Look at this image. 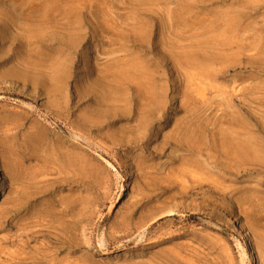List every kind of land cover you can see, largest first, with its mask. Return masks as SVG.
Here are the masks:
<instances>
[{
	"label": "rangeland",
	"instance_id": "1",
	"mask_svg": "<svg viewBox=\"0 0 264 264\" xmlns=\"http://www.w3.org/2000/svg\"><path fill=\"white\" fill-rule=\"evenodd\" d=\"M0 264H264V0H0Z\"/></svg>",
	"mask_w": 264,
	"mask_h": 264
},
{
	"label": "bare ground",
	"instance_id": "2",
	"mask_svg": "<svg viewBox=\"0 0 264 264\" xmlns=\"http://www.w3.org/2000/svg\"><path fill=\"white\" fill-rule=\"evenodd\" d=\"M152 105V104H151ZM150 106V105H149ZM92 119V118H91ZM90 118H89V120H91ZM203 134V133H202ZM206 135H202L201 136V138H200V143L197 145V150H198V156H203V154H204V147H205V142H206V137H205ZM46 140H47V136H46V132L44 131V130H37L36 131V133H33V135L29 138V142L27 143V146L31 149V150H34V152L36 153V155H37V153H38V156H37V158L38 159H41V157H40V152H42L40 149H41V147L43 146V144L46 142ZM188 140V139H187ZM184 142V141H183ZM186 142V141H185ZM47 143H48V140H47ZM180 143V142H179ZM191 143H193V142H191ZM190 146H188L187 145V148H188V150L190 151V150H192L193 148L191 147V144H190V142L188 143ZM46 145V144H45ZM63 146V145H62ZM61 145H59L58 147H56L57 149L55 150V154H54V158L52 157V159H53V163H51L50 161V163L56 168V166L57 167H59L60 166V171H61V169H63V167L64 166H66L67 165V169L68 170H71V171H73V173H75L76 174V172L78 171V169L80 168V165H79V163H80V161H79V159H78V155L72 150H70V152H68V151H66V150H64L63 149V147H62ZM195 146V145H194ZM27 147V148H28ZM44 147V146H43ZM21 147H19V149H20ZM186 148V147H185ZM15 149V148H14ZM23 149V148H22ZM10 150H12L11 148H10ZM39 150H40V152H39ZM188 150H186V151H188ZM196 150V149H195ZM8 152H10L9 151V149H8ZM19 153V152H18ZM251 153H252V150L251 149H249V148H246L244 145H242V144H238L237 146H235L233 149H232V154L234 155V158H237L238 160H245L246 158H248L250 155H251ZM9 154V153H8ZM189 154V153H188ZM11 157H13V159L15 158V156H17V152H15L14 150H12V152H10V154H9ZM8 156V155H7ZM20 156V155H19ZM31 156V155H30ZM11 157H9V158H11ZM32 157H33V155H32ZM26 158V157H25ZM25 158H22V159H19V157H17V159H14V160H16V162L14 161V164L13 165H11L10 166V168H9V170H10V172L12 171L13 173H14V175H15V179L17 180V181H21V179L23 180L24 179V176L22 175V169H23V165H24V160H25ZM8 159V158H7ZM45 158H43V160H44ZM8 160H10V159H8ZM7 161V160H6ZM12 161V160H11ZM37 161V160H36ZM246 161V160H245ZM9 162V161H8ZM44 162L46 163H49L48 161H46V159L44 160ZM198 162V161H197ZM200 163H202V162H200ZM56 164V165H55ZM190 164V163H189ZM8 165V164H7ZM48 166V165H47ZM205 166V165H204ZM79 167V168H78ZM7 168V167H6ZM41 167H39V169H40ZM203 168V167H202ZM41 170V169H40ZM46 170V169H45ZM47 170H48V168H47ZM200 171H201V169H200ZM70 172V171H69ZM202 172H203V170H202ZM204 172H205V169H204ZM11 174V173H10ZM46 174V173H45ZM40 175H44V169H42L41 170V172H40ZM34 182V181H33ZM200 182H202L203 183V178H202V180H200ZM199 182V183H200ZM201 183V185L202 186H204L203 184ZM34 186H35V184H34ZM201 186V187H202ZM185 188V187H184ZM203 188V187H202ZM185 191V190H184ZM18 199H21V198H18ZM73 205H75L74 203H73ZM72 205V206H73ZM74 212V211H73ZM172 212V211H171ZM171 212H170V215H173V214H171ZM173 213V212H172ZM41 214H43V215H45V213L43 212V213H41ZM46 215H48V213L46 214ZM162 216H164L163 214H162ZM163 218H165V216L163 217ZM163 218H161V219H163ZM167 218V217H166Z\"/></svg>",
	"mask_w": 264,
	"mask_h": 264
}]
</instances>
